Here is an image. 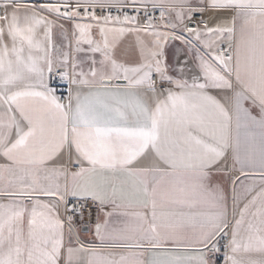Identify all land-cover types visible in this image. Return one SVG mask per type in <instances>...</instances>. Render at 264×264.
<instances>
[{"label": "snow or ice", "instance_id": "snow-or-ice-1", "mask_svg": "<svg viewBox=\"0 0 264 264\" xmlns=\"http://www.w3.org/2000/svg\"><path fill=\"white\" fill-rule=\"evenodd\" d=\"M0 264H264V0H0Z\"/></svg>", "mask_w": 264, "mask_h": 264}, {"label": "built area", "instance_id": "built-area-1", "mask_svg": "<svg viewBox=\"0 0 264 264\" xmlns=\"http://www.w3.org/2000/svg\"><path fill=\"white\" fill-rule=\"evenodd\" d=\"M60 90H62V89H59V88H58V91H60Z\"/></svg>", "mask_w": 264, "mask_h": 264}]
</instances>
